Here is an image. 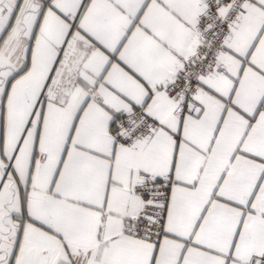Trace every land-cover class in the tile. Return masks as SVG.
<instances>
[{"label":"snow or ice","instance_id":"6c2138e0","mask_svg":"<svg viewBox=\"0 0 264 264\" xmlns=\"http://www.w3.org/2000/svg\"><path fill=\"white\" fill-rule=\"evenodd\" d=\"M0 264H264V0H0Z\"/></svg>","mask_w":264,"mask_h":264}]
</instances>
